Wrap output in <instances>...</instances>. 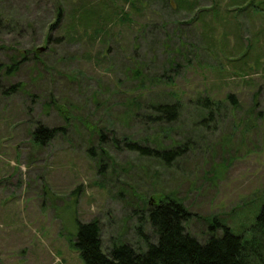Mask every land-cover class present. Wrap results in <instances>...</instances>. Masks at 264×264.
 <instances>
[{
    "label": "rangeland",
    "instance_id": "374dc122",
    "mask_svg": "<svg viewBox=\"0 0 264 264\" xmlns=\"http://www.w3.org/2000/svg\"><path fill=\"white\" fill-rule=\"evenodd\" d=\"M132 1L0 0V264H85L73 243L93 219L104 248H145L147 208L167 194L197 238L215 219L250 236L264 202V0ZM90 7L96 21L80 20ZM174 101L171 122L152 106ZM37 124L56 134L36 144ZM124 137L185 151L166 164L112 140Z\"/></svg>",
    "mask_w": 264,
    "mask_h": 264
},
{
    "label": "trees",
    "instance_id": "16d2710c",
    "mask_svg": "<svg viewBox=\"0 0 264 264\" xmlns=\"http://www.w3.org/2000/svg\"><path fill=\"white\" fill-rule=\"evenodd\" d=\"M133 3L132 0H125ZM245 1V0H243ZM104 2V1H103ZM179 3L183 2L178 0ZM248 5L252 4L250 0ZM61 7L57 8V17L60 15ZM116 17L124 16L123 8L118 7ZM80 20L96 21L98 14L93 7L84 8L79 15ZM98 32L102 31L105 24L99 22ZM46 41V39H45ZM39 48L32 49L34 57H37ZM28 51H18L12 57L11 65H7L4 74L14 73L21 59L27 57ZM21 83L11 84L7 92H15ZM139 99V98H138ZM136 101V100H135ZM204 105L212 104L211 99L204 98ZM159 116L166 115L167 122L176 118L179 111L178 102H157L152 105ZM158 119H154L156 121ZM161 121V120H159ZM63 128V127H62ZM57 127L50 128L37 124L31 131L33 141L44 144L54 137ZM98 136L104 137L101 131ZM114 143L122 142L124 146L142 156L161 160L170 164L185 151V146H149L131 140L128 137L118 140L113 138ZM190 219V212L177 198L166 195L147 208V220L154 240L149 235L141 233L145 239L146 247L140 248L129 242H117L112 248H104L100 235V226L96 219L89 222H78V232L74 245L79 250V255L85 264H264V202L250 226V236L243 238L233 234L231 230L215 219L208 227L209 233L204 239H199L189 233L185 228V222ZM216 230H220L216 233Z\"/></svg>",
    "mask_w": 264,
    "mask_h": 264
}]
</instances>
